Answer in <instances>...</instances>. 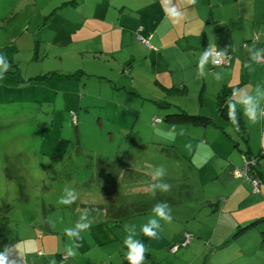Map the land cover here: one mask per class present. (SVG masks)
<instances>
[{
    "label": "rangeland",
    "instance_id": "1",
    "mask_svg": "<svg viewBox=\"0 0 264 264\" xmlns=\"http://www.w3.org/2000/svg\"><path fill=\"white\" fill-rule=\"evenodd\" d=\"M8 1L18 13L13 26L0 31V206L9 207L0 218V253L8 264H129V235L144 244V264H264V155L257 162L253 157L261 170L253 190L235 172L244 166L248 146L218 117L215 92L207 90L203 114H194L199 86L191 84L190 94L182 96L154 87V73L186 65L184 58L164 50L134 62L128 73V62H122L139 49L113 47L108 33H94L91 7L78 9L75 0ZM147 2L135 5L142 23L164 12L162 2L152 1L150 9ZM178 5L174 0L168 9L178 8L171 12L175 28L190 13ZM253 11L263 14V4L256 0ZM169 43L172 52L182 46ZM184 56L195 59L194 52ZM46 73L50 79H31ZM181 73L187 75V67ZM257 99H251L255 109ZM201 115L214 123L204 125ZM257 120H245L252 156L264 149V127ZM159 167L163 175L157 177ZM247 173L256 176L253 165ZM164 184L169 190L156 187L153 195L151 186ZM71 196L78 197L72 205L58 203ZM162 203L172 222L159 221L158 237L149 239L141 228ZM149 204L143 213L114 218L120 208ZM77 223L91 224L79 241L65 232L79 231ZM68 247L75 257L67 255Z\"/></svg>",
    "mask_w": 264,
    "mask_h": 264
},
{
    "label": "crops",
    "instance_id": "2",
    "mask_svg": "<svg viewBox=\"0 0 264 264\" xmlns=\"http://www.w3.org/2000/svg\"><path fill=\"white\" fill-rule=\"evenodd\" d=\"M152 1L162 2V11L164 12L162 17L159 16L158 20L147 23H142L141 20L144 15L140 13L142 11L135 8L138 0H75L78 3L74 4V6L78 7L81 4L83 7H91L89 9L92 20L91 30L94 33H108L109 41L113 47L120 45L121 48L127 47L126 50H128L129 46H135V48L139 49L128 50L130 58L122 62V64L128 62L127 64L130 67L128 73L132 71L134 62L150 59L148 55L158 54L165 50L175 58H184L187 66L176 63L172 67L173 69H168L161 75L154 73V76H151L154 87H157L162 92L169 93L168 96H182L189 95L192 88L199 86V93L203 89L202 100L199 102L198 107H195L190 113L203 114L206 102L205 93L211 90L215 92L216 97V94L223 86H230L233 88L231 95L233 105L244 118V122L247 119L244 117L242 101L258 97L255 105L256 115L257 119H260L263 128L264 117L261 116L260 112L264 105V13L252 12L256 0H249V4H246L244 0H196V3L191 6L186 5L183 0H177L180 10L184 11L187 8L190 10L189 14L183 13V21L181 22L184 26L180 28H175L171 21V12L178 8L168 10L170 4L174 5V0H148L146 4L148 9L151 8ZM257 2L262 3L264 6V0H257ZM96 11L103 12L104 16H93L92 12ZM152 11L155 10L153 9ZM124 13L130 15V17L123 15ZM128 20H130V24H126ZM13 21L6 26H13L11 24ZM118 22H121V24L119 25ZM6 26L0 31H7ZM176 29H181L182 34L179 33L172 37ZM124 31L126 32L125 34L123 33ZM203 33L204 36L202 37ZM238 35L240 38H237ZM141 38H146L149 45L144 44ZM172 39L176 43L182 44V46L177 45L175 52H172L174 44H166L167 41ZM191 40H194L197 45L203 46L192 47L190 44ZM251 40L254 41L249 42ZM208 47L219 51L226 49L229 57L228 63L221 66H213L210 55L208 62L205 63L202 69L198 70L199 59ZM187 51L194 52V60L188 56L182 57ZM141 53L145 54L138 58L137 55ZM253 55L256 57L255 60L252 59ZM259 56L263 60H258L257 57ZM131 59L132 63H129ZM186 67L188 74L184 75L181 72ZM209 67L215 70L209 72ZM205 77H209V82H207ZM202 78L205 81H202ZM191 84H193L192 88L190 87ZM193 93L196 95L195 91ZM195 110L198 112H194ZM216 112L218 117L221 118L217 107ZM245 128L247 129L246 123ZM234 135L238 139L237 134L234 133ZM244 142L248 146L250 153H252L248 137ZM261 151L264 153V149H261L256 155H260ZM261 218L260 216L258 219ZM253 224H247L246 227ZM180 241L181 239H178V242Z\"/></svg>",
    "mask_w": 264,
    "mask_h": 264
},
{
    "label": "clouds",
    "instance_id": "3",
    "mask_svg": "<svg viewBox=\"0 0 264 264\" xmlns=\"http://www.w3.org/2000/svg\"><path fill=\"white\" fill-rule=\"evenodd\" d=\"M183 2L186 5H194L196 3V0H183ZM211 55V48L208 47L201 55L199 62H198V70L202 69L203 66L205 65V63L208 62V58ZM221 56H227V50L224 49L222 50L220 53H217V55L215 57H213V63L214 64H218L220 62L219 57ZM255 56H252V59L255 60ZM242 105H243V112H244V117L247 119V121L251 122V123H257V115H256V109L254 107L251 106V98H248L244 101H242ZM234 108L235 106L232 105L230 107L228 116L229 119L231 121V123L233 125H236V120H235V115H234ZM236 131H239V126L236 125L235 127ZM163 175V169L162 167L157 168L156 171V176L159 177ZM153 188V195L155 194V188L156 187H162L163 191H168L170 185L168 184H164V185H152L151 186ZM78 197L77 196H71V198H64V197H60L58 200V203L61 205H72L76 199ZM153 212L155 214V216L153 218H151L148 221V224L143 225L141 228V232L143 233L144 236L148 237L149 239H155L158 237V231H155L154 229H160L161 225L159 223V221L163 220L167 223H171L172 222V216L170 215V209L169 206L166 203H162V204H156L153 206ZM155 217H158V219H156ZM85 217H81V219H84ZM91 227L90 223H77L76 224V229H78L79 231L76 230H68L66 229V235L69 237H74L77 241L81 240L82 237L80 236V232H84L86 230H88ZM126 231H128V227L126 226L125 228ZM124 245H126L127 247V252H126V260L129 262V264H144V260H145V252H146V248L144 246L143 243H141L138 239H133L132 235L127 236L124 239ZM81 246L80 243H76L75 244V249L79 248ZM5 251H7V248H5ZM66 253L68 256L70 257H75L77 255V252L72 248V247H68L66 248ZM0 264H8V258L4 255V253H0ZM52 264H56L55 261L52 262Z\"/></svg>",
    "mask_w": 264,
    "mask_h": 264
},
{
    "label": "trees",
    "instance_id": "4",
    "mask_svg": "<svg viewBox=\"0 0 264 264\" xmlns=\"http://www.w3.org/2000/svg\"><path fill=\"white\" fill-rule=\"evenodd\" d=\"M17 14L18 13H16V10L13 8L11 1L7 0L6 6H3L0 4V30L4 29L5 26L8 24V22L15 19L17 17ZM214 49H211V51ZM211 58H212V56H211ZM227 58H229V57L227 56ZM1 72H3V71H1ZM5 72H8V70H6ZM31 79L36 80V81H40L42 79H50V77H49V73H46L43 75L39 74V75H37ZM232 92H233V88L230 86H227V85L223 86L218 91V93L216 94V97H215L217 111H218L221 119L223 120V122L226 123L227 125L231 126L234 129L235 133L240 138H243L244 140H246L248 137V131L245 128L244 118L241 116L238 109L236 107L234 108V115H235L236 125H238L239 129H240L239 131L235 130L236 125H233L231 123L229 116H228L230 107L233 105V100L231 99ZM202 93H203V89L199 93L200 102L202 100ZM193 117H195V116H193ZM198 117L200 118V120H203L201 122H203L204 125H207L208 123H211V124L214 123L213 119L208 118L207 116H198ZM200 120H199V122H200ZM221 127H223V126H221ZM261 154L264 155L263 151H261ZM243 157H245V160L251 159V157L252 158L255 157L256 162H257L259 155H253L252 156V154H250V151L247 149V151H245V153H243ZM253 169L256 170V177L258 179H261L259 170L256 169V167H254V166H253ZM158 201H163L161 196H158ZM151 207H152V205L149 204V205L144 206L142 209L135 208V210H132V211L127 210V208H120L118 210V213L116 214V216L114 218L121 219V218L129 216L130 214H133V213H138V214L143 213L145 210H149ZM8 209H9V207L6 204L0 206V218H3V219L6 218V214L8 213ZM260 220H262V218L259 219V221ZM256 222H258V220H255V221L251 222L250 224H253V223L255 224ZM245 226H243V227H245Z\"/></svg>",
    "mask_w": 264,
    "mask_h": 264
},
{
    "label": "built area",
    "instance_id": "5",
    "mask_svg": "<svg viewBox=\"0 0 264 264\" xmlns=\"http://www.w3.org/2000/svg\"><path fill=\"white\" fill-rule=\"evenodd\" d=\"M141 41L144 44L149 45V42H148V40L146 38H141ZM220 52L221 51H219L217 49L212 50L211 51L212 59H213V57H215L217 55V53H220ZM257 59L258 60H263L260 56ZM219 60H220V62L218 64H214L213 62H212V64L214 66H221V65H225V64L228 63L227 56L226 57L225 56H221V57H219ZM261 116L264 117V105H263V107L261 109ZM157 122H158V120H157ZM243 159H245V157H243ZM252 165L253 166L255 165V159L251 157V159H246L245 163H244V166L242 168L236 169L235 172H236L237 175H239V176L242 175L241 177H245L249 181H251L252 184H253V190H256V186H257V183L259 182V179L256 176L253 177V176H251L250 174L247 173L249 171L250 166H252ZM187 242H188V239L183 237L182 238V243L186 244ZM175 249H176V246H172L171 247V251H175Z\"/></svg>",
    "mask_w": 264,
    "mask_h": 264
}]
</instances>
